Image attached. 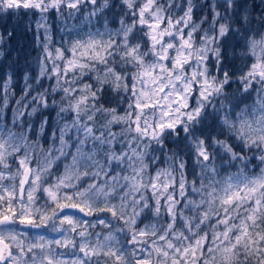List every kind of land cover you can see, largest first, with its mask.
Listing matches in <instances>:
<instances>
[{"label":"trees","instance_id":"16d2710c","mask_svg":"<svg viewBox=\"0 0 264 264\" xmlns=\"http://www.w3.org/2000/svg\"><path fill=\"white\" fill-rule=\"evenodd\" d=\"M157 1L147 14L162 16L160 31L166 30L168 16L171 19L181 17L180 25L159 37L166 40L167 33L177 37L192 33L193 42L191 49L187 42L183 47L177 42L169 60L164 61L167 62L165 67L169 68L158 70L153 67L155 70L149 75L153 80L148 82L153 97L162 91L173 94L179 101L182 96L187 97L183 99L185 108L178 109L180 116L175 114V124L144 150L145 156L153 152V156L145 159L147 166L142 172L149 178L148 183L154 185L147 188L159 194V207L161 205L168 211L152 221H160L157 233L168 238L175 231L180 236L177 220L182 222V219L177 214L181 213L190 220L183 226L182 233L186 235L189 227L193 238L202 237L203 251H211L219 245L222 246L221 252L230 248L228 253L224 252L229 263L264 264L262 207L258 220L248 224L246 216L250 205L225 208L216 203L218 192L228 176L264 172V86L256 95L254 90H244L242 85V82L264 81V0ZM105 2V7L112 5L117 11L121 7L120 0ZM215 3L222 6L215 7L212 5ZM87 6V0H49V3L47 0H0V110L11 109V115L18 114L15 123L19 132L32 134L36 131L33 141L40 138L36 125L42 121L41 114L49 118L52 139L59 138L60 125L71 120L73 115H77L74 117L79 123L84 122L87 111H74L69 99L73 93L80 92L85 83L90 85L89 91L93 93L88 101L94 100L89 101L85 109H102L114 114L118 113L117 103L126 95L135 102L143 98L138 93L133 97L129 87L126 90L120 86L121 81L112 79L115 66L104 68L107 66L98 62H86L79 57L78 51L83 46L96 45L89 60L95 59L99 56L95 51L100 52V45L118 37L132 21L149 16L145 13L137 18L135 6V14L126 16L124 21L115 17L116 24H123L121 31L108 27L104 31V16ZM87 34L91 36L89 39L85 36ZM255 39L262 44L259 53L248 50ZM143 41L145 55L142 64L145 65L152 57L148 53L151 38H143ZM187 54H190L189 59ZM131 60L133 58L125 62L131 68L128 76L141 70L140 63ZM173 61L181 62L175 71L170 66ZM190 68H195L194 72L190 73ZM187 78L190 80H185ZM60 79L65 80L68 89L74 90L66 96V103L60 96V85L64 84ZM125 79L130 81L128 77ZM183 80L192 83L177 82ZM177 90L182 96H177L180 95ZM112 107L114 109H110ZM98 112L97 120L100 113H105ZM8 113L2 112L0 124L6 125L11 120ZM162 114V118L167 119V114ZM93 126L94 135L108 130L116 133L120 129L117 123L98 130ZM92 141V148L96 151V141ZM81 144L71 143L69 147L81 151L76 156L71 151L65 155L64 162L61 161L66 166L69 164L70 172L79 173L84 166L87 151L82 150ZM97 154L101 155V152L97 151ZM73 186L77 187L76 184ZM169 203L175 204L178 211L174 218L169 215ZM152 206V200L148 199L147 213L152 211ZM173 219L175 226L172 225ZM115 223L116 220L110 224L114 226ZM245 225L251 230L250 240L241 234ZM236 235L239 238L235 240Z\"/></svg>","mask_w":264,"mask_h":264},{"label":"rangeland","instance_id":"374dc122","mask_svg":"<svg viewBox=\"0 0 264 264\" xmlns=\"http://www.w3.org/2000/svg\"><path fill=\"white\" fill-rule=\"evenodd\" d=\"M120 1L118 3L121 7L117 11L112 5L105 7V0H87V7L104 16V31L106 27L121 31L123 24H116L117 19L124 21L126 16L134 15L135 6L138 11L137 18L145 13L150 14V7L154 2H158ZM50 4H53L52 1ZM212 5L222 6L219 3ZM149 18H139L127 24L118 37L110 38L106 44L99 46L100 52L95 51L99 56L95 59L89 60L97 48L96 45L83 46L78 51L79 57L86 62H98L101 66H107L104 68L115 66L116 71L112 73V79L121 81L120 86H124V89L129 87L133 97L137 93L142 96L140 101L135 102L129 95L124 99L121 97L122 101L116 105L118 113L114 114L102 109H85L89 101L94 102L88 101L93 93L89 91L90 85L85 83L83 89L73 93L74 96L69 99L71 109L87 111L84 114V122L79 123L74 117L77 115H73L71 120L60 125L59 138L52 139L51 126H48L49 118L46 114H41L42 121L36 125L40 138L36 141L32 140L36 131L32 134L19 132L15 123L18 114L11 115V109L0 110L1 120L4 110L9 111L7 117L11 118L6 125L0 124V237L9 243L12 250L6 264H233L229 263V258L224 255L230 248L227 247L221 252L222 246L218 245L211 251H203L202 237L193 238L189 227L186 235L182 233L183 226L190 222L186 215L177 214L182 219V222L177 220L180 236L179 232L175 231L168 238L157 233L160 221H152L166 215L168 211L164 207L161 208V205L159 207V194L147 188L154 185L148 183L149 178L142 172L147 166L145 159L153 156V152L145 156L144 150L146 146L159 140L168 127L175 124V114L180 116L178 109L185 108L186 101L183 99L187 97L182 96L179 90L177 91L180 95L177 96H182L180 101L165 91L153 97L148 84L153 80L149 75L153 74L155 69L169 68L165 67L167 62L164 61L169 60L168 56L173 53L172 47L178 42L181 47L190 44L191 49L193 37L192 33L178 37L167 33V39L163 40L159 36L180 25L181 17L171 19L168 16L167 26L164 27L166 30L163 31H160L162 16L152 14ZM85 36L87 39L91 37L88 34ZM148 37L151 38L148 53L152 54V57L143 65V38ZM259 41L253 40L248 49L251 53L261 52L262 44ZM189 56L190 54H187L186 58L189 59ZM129 58H133L132 63H140L141 67L136 74L133 71L132 76L127 75L131 68L125 65ZM180 63L173 61L172 65L170 64L172 70L175 71V67ZM153 67L156 68L152 69ZM203 68L206 71V68ZM194 70L195 68H190V73ZM127 77L130 81L125 79ZM59 81L64 83L60 85V96L66 103V96L74 90L68 89L65 80ZM177 82L192 83L184 80ZM242 85L244 90H254L258 95L264 81L242 82ZM96 93H99V90ZM154 98L156 100H153ZM96 111L105 112L99 114V120L96 119ZM162 112L167 114V119L162 118ZM111 123H117L120 127L116 133L108 130L100 131L98 135L93 134V125L98 130L100 127L105 129ZM92 140L96 141V151L92 148ZM71 143H82V150L87 151L84 166L79 173H73L72 170L70 172L69 164L66 166L63 163L67 153L72 151L76 156L81 151L77 147H69ZM97 151H100L101 155L97 154ZM36 155L39 157L35 158ZM27 168V182L23 186ZM223 182L216 203L225 208L250 205L246 220L248 224L256 222L260 207L264 211V172L231 175ZM74 184L77 187H74ZM64 189L65 192H62ZM148 199L152 200L153 206L152 211L147 213ZM66 204L80 205L87 209L90 216L65 209ZM168 210L172 218L174 213L178 212L173 203H169ZM114 220L116 223L111 226L110 223ZM174 221L173 219L172 225L175 226ZM244 228L241 234L250 240L251 230L246 225ZM238 235L234 237L235 240L239 238Z\"/></svg>","mask_w":264,"mask_h":264},{"label":"water","instance_id":"95a60500","mask_svg":"<svg viewBox=\"0 0 264 264\" xmlns=\"http://www.w3.org/2000/svg\"><path fill=\"white\" fill-rule=\"evenodd\" d=\"M217 1H236V0H217ZM28 171L29 170L27 168L25 170V174H24L23 181H22L23 186L26 183ZM65 208L69 210L78 211L84 215H88V212L86 211V209L77 204H67ZM11 251L12 250H11V246L9 245V243L0 237V264H4L5 262L9 260L11 256Z\"/></svg>","mask_w":264,"mask_h":264},{"label":"flooded vegetation","instance_id":"af4514ba","mask_svg":"<svg viewBox=\"0 0 264 264\" xmlns=\"http://www.w3.org/2000/svg\"><path fill=\"white\" fill-rule=\"evenodd\" d=\"M89 215H90V214H89ZM6 263H7V262H6ZM6 263H5V264H6Z\"/></svg>","mask_w":264,"mask_h":264}]
</instances>
